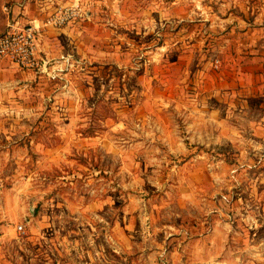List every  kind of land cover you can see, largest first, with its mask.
Here are the masks:
<instances>
[{
	"label": "rangeland",
	"instance_id": "obj_1",
	"mask_svg": "<svg viewBox=\"0 0 264 264\" xmlns=\"http://www.w3.org/2000/svg\"><path fill=\"white\" fill-rule=\"evenodd\" d=\"M74 3L0 103V264H264V0Z\"/></svg>",
	"mask_w": 264,
	"mask_h": 264
},
{
	"label": "crops",
	"instance_id": "obj_2",
	"mask_svg": "<svg viewBox=\"0 0 264 264\" xmlns=\"http://www.w3.org/2000/svg\"><path fill=\"white\" fill-rule=\"evenodd\" d=\"M72 0H0V32L3 31L8 21L18 20L19 22L33 21L40 25L39 33V54L45 59L42 67L36 69H23L14 63L0 59V103L2 97H14L17 92L32 89L33 82L41 81L46 77L45 73L53 71L69 61L71 51L62 47V41L66 34L75 36L74 32L68 31L69 26L75 27L73 22L67 26L53 27L44 24L47 16L60 6L70 3ZM5 91L7 92L5 94Z\"/></svg>",
	"mask_w": 264,
	"mask_h": 264
},
{
	"label": "built area",
	"instance_id": "obj_3",
	"mask_svg": "<svg viewBox=\"0 0 264 264\" xmlns=\"http://www.w3.org/2000/svg\"><path fill=\"white\" fill-rule=\"evenodd\" d=\"M72 7L57 8L45 19L44 24L60 26L68 22L75 15L80 14L78 3ZM40 25L33 21H8L0 32V59H6L23 69H36L42 67L45 59L39 54ZM24 232L22 224L17 226Z\"/></svg>",
	"mask_w": 264,
	"mask_h": 264
}]
</instances>
